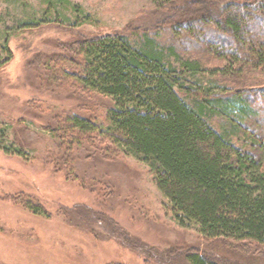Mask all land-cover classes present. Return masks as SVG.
Returning a JSON list of instances; mask_svg holds the SVG:
<instances>
[{
  "label": "rangeland",
  "instance_id": "1",
  "mask_svg": "<svg viewBox=\"0 0 264 264\" xmlns=\"http://www.w3.org/2000/svg\"><path fill=\"white\" fill-rule=\"evenodd\" d=\"M43 1L0 0V59L9 58L4 48L7 29L41 18ZM70 1L94 24L74 31L58 25L22 30L6 40L12 58L0 68V264H187V253L195 249L222 264H264V247L247 244L234 251L224 243L207 242L194 225L177 224L151 168L135 156L89 142L75 145L70 158L68 143L55 138L51 127L69 114L96 120L105 116L110 103L94 94L89 98L58 91L59 84L48 89L39 76L45 71L43 56H65L66 46H75L83 34L162 30L161 40L169 43L181 27H204L208 37L188 35L184 43L193 48L192 58L207 68L222 66L208 52L209 37L232 39L214 24L204 26L210 16L204 14L216 18L219 8H206L199 0L172 12L161 10L156 0ZM181 20L190 22L175 26ZM216 79L200 77L199 83L216 94L222 92L220 85L236 91L249 87L237 78ZM255 80L259 84L264 77ZM256 96L252 107L259 123L264 120V99ZM212 124L228 126L220 117ZM28 201L41 212L31 211Z\"/></svg>",
  "mask_w": 264,
  "mask_h": 264
},
{
  "label": "trees",
  "instance_id": "2",
  "mask_svg": "<svg viewBox=\"0 0 264 264\" xmlns=\"http://www.w3.org/2000/svg\"><path fill=\"white\" fill-rule=\"evenodd\" d=\"M189 1L156 0L161 10L171 12ZM199 1L206 8H219L216 18L204 14L210 15L204 26L214 24L232 39L209 37L208 52L222 66L207 68L192 58L193 48L184 37L202 40L208 33L204 27L184 30L181 26L190 20L176 22L183 31L169 43L161 40L162 30L83 34L74 48L66 46L65 56H43L40 80L48 89L59 84L58 91L89 98L94 94L110 104L96 120L69 114L49 131L68 143L66 151L72 155L75 145L90 142L105 151L115 147L147 164L177 224L196 226L207 242H221L234 251L247 244L264 247V120L256 121L252 107L256 94L264 99V82L251 81L264 77V0ZM43 4L41 18L7 29L8 61L12 56L6 40L15 32L52 25L74 31L94 24L70 0ZM8 61L0 59V68ZM207 76L213 81L237 78L249 87L236 91L220 85L222 92L216 94L200 85V77ZM215 117L228 126L218 129L212 124ZM27 207L41 212L32 202ZM186 259L187 264H222L196 249Z\"/></svg>",
  "mask_w": 264,
  "mask_h": 264
}]
</instances>
